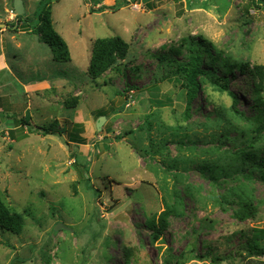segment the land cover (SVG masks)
Returning <instances> with one entry per match:
<instances>
[{
    "label": "rangeland",
    "instance_id": "rangeland-1",
    "mask_svg": "<svg viewBox=\"0 0 264 264\" xmlns=\"http://www.w3.org/2000/svg\"><path fill=\"white\" fill-rule=\"evenodd\" d=\"M50 4L54 28L69 45L70 61L53 67L66 82L36 95L40 104L58 99L59 108L40 109L33 102L29 112L38 114L35 125L63 133L15 130L25 96L6 106L10 119L0 114V198L24 218L19 234L0 230V264H261L263 258L248 256L242 247L255 229L264 228V181L252 168L232 172L239 141L251 142L264 156V131L256 137L251 124L254 82L236 71L230 89L239 98L237 112L232 97L208 82L189 102L182 80L168 78L176 65L168 49L201 36L222 58L264 65V0ZM112 35L128 42V52L92 79V42ZM184 53L183 48L176 59ZM24 71L21 76L30 78L44 70ZM152 86L170 97V106L150 103ZM128 91H134L130 101ZM74 97L75 107H66ZM73 133L85 143L69 141ZM163 199L176 213L154 238L147 222L164 209Z\"/></svg>",
    "mask_w": 264,
    "mask_h": 264
},
{
    "label": "trees",
    "instance_id": "trees-1",
    "mask_svg": "<svg viewBox=\"0 0 264 264\" xmlns=\"http://www.w3.org/2000/svg\"><path fill=\"white\" fill-rule=\"evenodd\" d=\"M179 2L178 4H180ZM37 19V23L32 22L33 19ZM17 19L21 21L18 23L4 22L11 30L16 31L19 26L29 29L31 33L37 34L40 41L45 43L51 50L54 61L68 62L70 61V51L66 41L55 30L52 18H51V4L50 0H39L36 10L29 16L24 14H17ZM214 46L201 36H189L181 40V45L178 47H170L168 51L172 54L174 59L172 62L176 63L174 67L169 70L171 75L168 78L174 76L179 77L182 82L181 86L187 90L188 100L195 97L197 92L201 89V85L204 82H208L219 91H226L232 97L231 109L237 112L236 107L239 98L235 92L230 89V82L234 79L236 71L240 74L247 75L254 83L253 87L256 88V95L254 96V102L256 103V113L251 119L252 131L255 132V136L264 131V99L260 96L261 80L264 79V65L253 64L251 67L247 62H237L230 58H222L219 52L213 48ZM183 48L185 53L183 59L177 60V55H180ZM129 49L128 42L119 35L97 37L92 42L90 59L87 66V74L90 78L96 79L102 73L107 71L116 63L117 60L124 59ZM160 62L164 63L166 57L161 54L158 58ZM172 65V64H169ZM158 87L152 86L148 95V100L151 104L157 107L170 106L172 100L168 96H160L157 92ZM125 97V96H124ZM4 98H0V113H4L6 110L1 105ZM77 98L74 97L72 102L66 101V107H75ZM189 102L186 106L185 113L187 115L189 111ZM242 112V111H241ZM99 115H105L104 112ZM216 118L224 119L221 113L216 115ZM19 124L15 130H23L24 126L28 128L25 133L38 129L42 135L47 134H59L63 131L54 129L51 125H33L30 123V115L21 117L18 119ZM71 134V133H70ZM70 135L69 141L77 142L78 144H84L83 138L79 137V133H73ZM227 136V135H226ZM20 137V136H19ZM255 137V138H256ZM237 144H242L233 149L232 154L234 159L238 160V163L233 164V173H244L247 168H252L259 172V177L264 181V156L260 155L257 150H254L253 144L239 141ZM210 171V176L214 179L217 178L212 171V167L205 166ZM223 174H229L228 171L220 169ZM248 171L247 173H249ZM164 200V209L158 214L157 217H152L148 220L147 224L150 228L154 238L161 236L167 227L168 217L176 213V208L172 204ZM248 207V205H245ZM250 206V205H249ZM24 225V218L19 212L10 211L9 208L0 198V230L9 231L14 234H19L22 231ZM247 252L248 256H259L262 259L261 264H264V228L255 229V234H252L250 238L246 239L245 246L242 247ZM177 264V263H174Z\"/></svg>",
    "mask_w": 264,
    "mask_h": 264
},
{
    "label": "crops",
    "instance_id": "crops-1",
    "mask_svg": "<svg viewBox=\"0 0 264 264\" xmlns=\"http://www.w3.org/2000/svg\"><path fill=\"white\" fill-rule=\"evenodd\" d=\"M22 1L24 7L23 14L30 17L36 10L39 0ZM8 4L9 0H0V98L6 99V103L2 101L1 105L4 106V109H7L14 101L16 102L18 99L22 100L25 96L27 100L24 104L27 105L23 110L22 117L25 118L29 114L30 123L34 124L33 117H37L38 114L29 112V108L33 102L40 109L44 108V105L49 104H56L58 108L60 106L58 99L53 100L54 97L49 99L51 103L45 98V101H41V103H44L40 104L36 95L38 93H48L47 91H50L51 86L64 84L66 82V79H64L65 74L53 68L58 64L53 60L50 48H47L44 45L45 43L40 41L37 34L31 33V28L26 29L19 26V29L14 31L4 24L7 20L6 10L8 9ZM39 69L44 71L30 78L21 76V73L25 72L24 70L37 72ZM29 94H33L34 99ZM1 109L2 107H0ZM0 114L9 119L13 115L12 112L7 110L3 114ZM58 120L60 121V119L54 120V123H59ZM8 123L10 122L8 121L5 124ZM14 128H17V125ZM27 129L24 126L23 131L26 132Z\"/></svg>",
    "mask_w": 264,
    "mask_h": 264
},
{
    "label": "water",
    "instance_id": "water-1",
    "mask_svg": "<svg viewBox=\"0 0 264 264\" xmlns=\"http://www.w3.org/2000/svg\"><path fill=\"white\" fill-rule=\"evenodd\" d=\"M13 9L16 12V14L20 15L24 13V7H23V1L22 0H13ZM105 116L101 115L97 122H96V128L99 130L100 129V125L102 124V122L105 120ZM59 227V225L55 226V229H57Z\"/></svg>",
    "mask_w": 264,
    "mask_h": 264
},
{
    "label": "built area",
    "instance_id": "built-area-1",
    "mask_svg": "<svg viewBox=\"0 0 264 264\" xmlns=\"http://www.w3.org/2000/svg\"><path fill=\"white\" fill-rule=\"evenodd\" d=\"M6 13H7V18L9 19V22H12L13 20L15 21V19H16V22H17V14H16V12L14 11L13 8L7 9ZM133 92H129V91L126 92L128 94L126 96L127 101H130V98H132V96H133Z\"/></svg>",
    "mask_w": 264,
    "mask_h": 264
}]
</instances>
